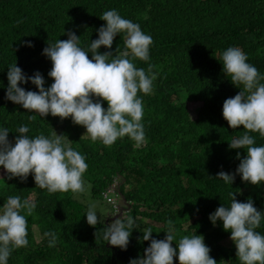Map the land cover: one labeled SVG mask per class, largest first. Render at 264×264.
<instances>
[{"label":"trees","instance_id":"16d2710c","mask_svg":"<svg viewBox=\"0 0 264 264\" xmlns=\"http://www.w3.org/2000/svg\"><path fill=\"white\" fill-rule=\"evenodd\" d=\"M112 9L138 23L153 39L150 59L133 61L146 72L153 65L156 73L152 93H140L146 137L142 145L128 137L110 147L93 143L86 129L71 118L42 117L5 98L9 66L16 63L27 76L38 71L49 87L54 82L48 76L52 63L43 49L67 39L68 31L80 36V46L87 49L98 38L97 30L106 25L100 16ZM123 39V33L117 34L111 51L123 52ZM229 47L241 48L247 62L264 76V0H0V129L9 130L13 144L23 125L29 128V137L63 134L86 158V192L90 181L93 196H102L107 185L119 181L128 203L125 217L132 216L138 225L126 250L107 247L102 239L107 226L88 225V205L79 195L50 194L36 186L31 174L26 181L6 174L0 179V211L9 196L31 199L36 208L26 219L43 236L36 244L35 233L28 232L29 243L19 250V264H130L150 245V240H143L144 230L151 228L153 238L164 239L167 229L157 225L165 226L169 219L176 241L202 235L218 264H240L230 232L222 221L214 226L209 219L222 204L230 206L233 192L240 202L251 198L264 216V182L251 185L236 174L231 185L216 176L220 171L235 173L240 163L237 152L246 156L244 149L229 148L230 141L244 133L243 126L230 128L222 115L224 100L240 91L223 72L221 55ZM99 51L109 49L101 46ZM20 86L38 91L31 81ZM190 104L195 106L192 111ZM103 107L107 108L106 101ZM249 134L256 146H264L258 133ZM46 231L57 234L54 247L48 246ZM256 231L264 235V219ZM217 238H222L218 248ZM174 264H179L178 257Z\"/></svg>","mask_w":264,"mask_h":264},{"label":"clouds","instance_id":"9594fccd","mask_svg":"<svg viewBox=\"0 0 264 264\" xmlns=\"http://www.w3.org/2000/svg\"><path fill=\"white\" fill-rule=\"evenodd\" d=\"M100 19L106 22L98 31V38L91 40L87 49L80 46V36L68 31L67 39L48 43L43 54L52 63L48 76L53 79L45 87V79L38 71L27 76L23 70L13 64L8 67V87L5 98L22 105L28 112L38 113L42 117L51 114L61 120L71 118L76 125L83 126L93 143L100 141L112 146L118 139L128 137L136 145L145 143L143 101L140 93L149 95L153 91L156 73L149 64L148 71L137 68L135 59L147 62L150 59V47L153 39L145 34L138 23L123 18L116 9L105 11ZM124 34L125 50L111 51L117 34ZM28 46H32L28 43ZM101 46L109 51L100 52ZM91 53L89 58L88 53ZM223 72L240 89L234 96L224 100L223 118L228 126L237 129L243 126L244 133L229 143L231 149H244L246 156L241 158L235 173L220 171L217 177L226 184L235 180L236 174L245 183L259 186L264 182V146H256L255 138L249 133H258L264 138V80L258 69L248 63V56L239 47H229L221 55ZM220 61V60H219ZM31 81L38 91L25 90L21 84ZM95 97V100L93 99ZM107 102V108L103 102ZM29 119H35L30 116ZM13 144L8 139V129H0V166L6 170L9 178L18 177L26 181L31 174L36 186L48 193L81 194L86 191L84 174L88 169L86 158L65 139L63 134L54 131L50 136L43 133L29 137V128L20 126ZM113 185L114 190H110ZM102 192V198L108 202L111 195L120 191V182L113 181ZM122 198L116 203L122 204L103 231L102 239L114 247L126 250L134 228H138L132 216L125 217L128 204ZM117 195V194H116ZM230 206L222 204L209 219L216 225L222 221L223 229L230 232V239L236 247V257L240 264H264V235L256 231L261 225L262 211L258 210L251 198L247 202L236 199L235 193H229ZM36 204L31 199L21 200L19 196H9L0 211V264H19L17 253L28 246V220ZM55 209V208H54ZM53 209V210H54ZM25 214H21V213ZM88 225L95 227L100 221L96 206L92 204L86 212ZM164 239L152 237V229L143 232V240L150 245L139 258L130 260V264H218L210 256L211 249L199 234L175 239L174 223L167 221ZM49 247H54L57 234L46 231ZM96 243L100 239L95 233ZM175 241V247L173 246ZM12 253V254H11ZM14 256V257H13Z\"/></svg>","mask_w":264,"mask_h":264},{"label":"rangeland","instance_id":"374dc122","mask_svg":"<svg viewBox=\"0 0 264 264\" xmlns=\"http://www.w3.org/2000/svg\"><path fill=\"white\" fill-rule=\"evenodd\" d=\"M194 105L190 104L189 108L190 111H192L194 109ZM195 114H193L192 116H194ZM6 170L3 169V167L0 168V179H5L6 178ZM90 177V176H89ZM92 178V177H90ZM94 179V178H92ZM88 187H87V192L85 191L84 193L81 194H77L79 195L80 199H83L84 202L88 205V207L92 204H95L96 206V211H97V215L98 217L100 216V224L107 226L108 221L114 217L116 211L115 209L119 207L120 204H122V201L119 203H116V199L115 198H122V195L120 193V191H118V193H114L111 196L114 197L109 198L108 196H105V199L108 198V202L106 200H104L100 195L97 196H93V188H94V184L90 181L88 183ZM106 188H109V186L107 185ZM110 190H114L113 185H111V188H109ZM89 191V192H88ZM117 194V195H116ZM119 200H123V199H119ZM88 210V209H87ZM115 219V218H114ZM112 219V220H114ZM110 220V222L112 221ZM149 223V222H148ZM160 228H166L167 229V224L162 225L161 223L157 225ZM28 232H34L36 235V244H40L41 241L43 240V236L41 235L39 228L38 227H33L31 225H28ZM216 242V247L218 248V246L222 245V238H217L215 240ZM18 254V256H20L19 251L16 252ZM19 261V258H18Z\"/></svg>","mask_w":264,"mask_h":264},{"label":"water","instance_id":"95a60500","mask_svg":"<svg viewBox=\"0 0 264 264\" xmlns=\"http://www.w3.org/2000/svg\"><path fill=\"white\" fill-rule=\"evenodd\" d=\"M110 246V243L107 245V247H109Z\"/></svg>","mask_w":264,"mask_h":264}]
</instances>
